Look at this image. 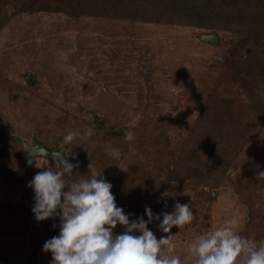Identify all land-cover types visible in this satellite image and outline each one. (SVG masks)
Masks as SVG:
<instances>
[{
    "label": "rangeland",
    "instance_id": "obj_1",
    "mask_svg": "<svg viewBox=\"0 0 264 264\" xmlns=\"http://www.w3.org/2000/svg\"><path fill=\"white\" fill-rule=\"evenodd\" d=\"M44 1L0 0V264H51L43 245L59 235L28 187L54 161L25 169L22 139L64 149L72 180L92 163L130 220L190 203L194 220L170 233L181 264L229 221L264 240V0ZM162 219L148 225L157 239Z\"/></svg>",
    "mask_w": 264,
    "mask_h": 264
},
{
    "label": "clouds",
    "instance_id": "obj_2",
    "mask_svg": "<svg viewBox=\"0 0 264 264\" xmlns=\"http://www.w3.org/2000/svg\"><path fill=\"white\" fill-rule=\"evenodd\" d=\"M93 134L89 127L82 136L69 131L63 145H71L77 138L87 139ZM135 133L127 130L124 140H134ZM106 154L119 160L120 149L107 147ZM55 166L40 167L29 182L34 192L32 212L37 221L59 217V235L43 245L44 252L52 255L51 264H181L174 251L173 227L183 229L192 223L195 215L190 203H175L171 213L155 215L145 207L143 216L130 220L118 207L112 193L113 185L98 173L92 163L86 179L72 180L73 169L78 164L69 162L64 152L52 155ZM257 177L264 178V171ZM169 194L164 193L163 196ZM159 230L166 234L157 239L148 227L154 220ZM117 225L123 226L122 234H115ZM55 227V225H54ZM138 233V234H137ZM193 264H264V240L240 235L229 221L225 226L201 235L190 247Z\"/></svg>",
    "mask_w": 264,
    "mask_h": 264
},
{
    "label": "water",
    "instance_id": "obj_3",
    "mask_svg": "<svg viewBox=\"0 0 264 264\" xmlns=\"http://www.w3.org/2000/svg\"><path fill=\"white\" fill-rule=\"evenodd\" d=\"M202 37L207 41H213L218 42L219 41V35L215 32L210 34H202ZM31 82H33L34 78H28ZM22 143L24 146V149L28 153V159L26 160L25 169H28L31 165L35 164L36 158L38 156H44L46 158L52 159V155L54 153H60L65 152V150H51L49 149L45 144L40 143L37 140L33 141V144H29L26 140L22 139Z\"/></svg>",
    "mask_w": 264,
    "mask_h": 264
},
{
    "label": "trees",
    "instance_id": "obj_4",
    "mask_svg": "<svg viewBox=\"0 0 264 264\" xmlns=\"http://www.w3.org/2000/svg\"><path fill=\"white\" fill-rule=\"evenodd\" d=\"M11 2H13V3H16V2H19L20 3V0H10ZM22 1V0H21ZM44 3H46L45 4V6L44 7H46V8H43V9H47V10H49V9H53V7H57V8H54V9H59L58 8V6L59 5H63V3H60V4H57L58 2H57V0H45L44 1ZM54 5H57V6H54ZM62 8H64L63 6H61ZM62 8H60L61 10H62ZM70 9V8H69ZM72 9V8H71ZM64 10V9H63ZM73 11H75V9L73 8ZM101 122H103L102 123V126L101 127H106L105 125H104V120L102 119V121ZM49 149H51V150H58V151H60V150H64V149H52L51 147H49L48 145H46ZM48 159H50V158H48ZM74 160V159H73ZM76 161V160H75Z\"/></svg>",
    "mask_w": 264,
    "mask_h": 264
}]
</instances>
